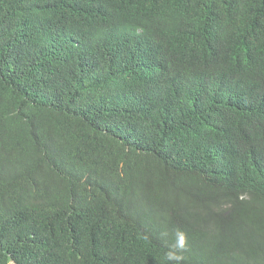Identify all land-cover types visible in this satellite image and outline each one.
<instances>
[{
	"label": "trees",
	"instance_id": "trees-1",
	"mask_svg": "<svg viewBox=\"0 0 264 264\" xmlns=\"http://www.w3.org/2000/svg\"><path fill=\"white\" fill-rule=\"evenodd\" d=\"M0 264H264V0H0Z\"/></svg>",
	"mask_w": 264,
	"mask_h": 264
},
{
	"label": "clouds",
	"instance_id": "clouds-1",
	"mask_svg": "<svg viewBox=\"0 0 264 264\" xmlns=\"http://www.w3.org/2000/svg\"><path fill=\"white\" fill-rule=\"evenodd\" d=\"M184 242H185V237H184V234L181 233L179 238H178V241H177V244L179 247H184ZM169 260H175V259H179L178 257H175V256H172V255H169L168 257Z\"/></svg>",
	"mask_w": 264,
	"mask_h": 264
}]
</instances>
